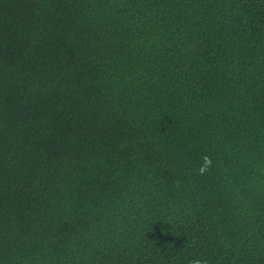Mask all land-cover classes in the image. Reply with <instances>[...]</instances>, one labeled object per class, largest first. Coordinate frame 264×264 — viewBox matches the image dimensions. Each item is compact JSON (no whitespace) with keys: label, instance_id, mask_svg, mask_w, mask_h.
Here are the masks:
<instances>
[{"label":"trees","instance_id":"obj_1","mask_svg":"<svg viewBox=\"0 0 264 264\" xmlns=\"http://www.w3.org/2000/svg\"><path fill=\"white\" fill-rule=\"evenodd\" d=\"M195 259L264 264V0H0V264Z\"/></svg>","mask_w":264,"mask_h":264},{"label":"clouds","instance_id":"obj_2","mask_svg":"<svg viewBox=\"0 0 264 264\" xmlns=\"http://www.w3.org/2000/svg\"><path fill=\"white\" fill-rule=\"evenodd\" d=\"M213 167V158L209 155H204L201 158L200 164L198 165L197 174L201 176L206 175L213 169ZM191 264H207V261L202 259H195L191 262Z\"/></svg>","mask_w":264,"mask_h":264}]
</instances>
